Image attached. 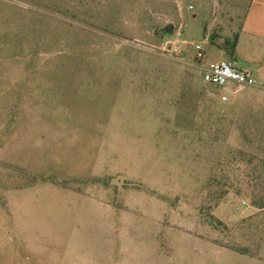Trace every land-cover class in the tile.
<instances>
[{
    "label": "rangeland",
    "instance_id": "374dc122",
    "mask_svg": "<svg viewBox=\"0 0 264 264\" xmlns=\"http://www.w3.org/2000/svg\"><path fill=\"white\" fill-rule=\"evenodd\" d=\"M250 1L0 0V264H264Z\"/></svg>",
    "mask_w": 264,
    "mask_h": 264
},
{
    "label": "built area",
    "instance_id": "2783aa9c",
    "mask_svg": "<svg viewBox=\"0 0 264 264\" xmlns=\"http://www.w3.org/2000/svg\"><path fill=\"white\" fill-rule=\"evenodd\" d=\"M191 8L189 7V9ZM180 44L183 47L174 45V53L180 57L183 52H187L188 46L193 47L194 56L192 57L191 66L200 73L202 81L215 88L216 91L225 92L229 91L230 88H264L261 83L255 81L249 71L238 70L231 61L203 64V48L201 45L196 43L188 44L186 41H181ZM220 100L222 102L226 101L224 94L220 96Z\"/></svg>",
    "mask_w": 264,
    "mask_h": 264
},
{
    "label": "crops",
    "instance_id": "0c3cea01",
    "mask_svg": "<svg viewBox=\"0 0 264 264\" xmlns=\"http://www.w3.org/2000/svg\"><path fill=\"white\" fill-rule=\"evenodd\" d=\"M236 37L237 41L235 44L234 52H236L240 44H244V42H242L244 40L250 41L251 43H253V40L258 41L259 43L257 45L259 46L256 47V51H264V47L262 45L264 43V0L250 1L249 7L241 24L240 31L238 32ZM233 63L238 70H241L237 67L236 62ZM261 80L262 82H264V78Z\"/></svg>",
    "mask_w": 264,
    "mask_h": 264
},
{
    "label": "trees",
    "instance_id": "16d2710c",
    "mask_svg": "<svg viewBox=\"0 0 264 264\" xmlns=\"http://www.w3.org/2000/svg\"><path fill=\"white\" fill-rule=\"evenodd\" d=\"M236 41H237V37H234L232 44L229 46L230 53H231V51L234 50ZM257 206H259V209H263L264 208V201H261L260 203H258Z\"/></svg>",
    "mask_w": 264,
    "mask_h": 264
}]
</instances>
